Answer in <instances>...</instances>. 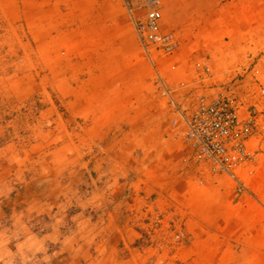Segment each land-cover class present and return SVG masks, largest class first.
<instances>
[{
  "label": "rangeland",
  "instance_id": "rangeland-1",
  "mask_svg": "<svg viewBox=\"0 0 264 264\" xmlns=\"http://www.w3.org/2000/svg\"><path fill=\"white\" fill-rule=\"evenodd\" d=\"M27 2L0 0V264H264V224L244 239L246 231L225 238L221 225L189 221L187 180L205 186L226 175L208 174L182 135L178 173L173 163L144 165L140 150L138 159L107 157L111 138L88 135L74 112L76 65L28 21ZM121 2L124 12L143 8ZM258 78L264 84V73ZM254 139L251 163L226 177L234 199L262 205L264 132Z\"/></svg>",
  "mask_w": 264,
  "mask_h": 264
},
{
  "label": "crops",
  "instance_id": "crops-1",
  "mask_svg": "<svg viewBox=\"0 0 264 264\" xmlns=\"http://www.w3.org/2000/svg\"><path fill=\"white\" fill-rule=\"evenodd\" d=\"M121 1L28 0L24 8L28 21L42 26L36 30L47 32L66 49V62L76 65L75 89L68 91L74 95V112L87 120L88 135L111 138L107 157L138 159L141 151L144 165L154 160V167L163 170L176 163L177 169L169 168L178 173L188 149L176 138L184 129L181 115L199 97L210 101L232 95L242 113L251 106L264 108L258 91L264 86L258 78L264 73V0H159L160 30L177 39L169 55L140 45L134 22L143 20L145 10L128 13L125 8L126 13ZM236 77L229 84L234 90L226 91ZM254 142L248 143L250 151ZM226 176L197 187L187 180L189 221L221 225L225 238L239 231H246L244 239L258 237L264 204L246 194L234 199L236 189ZM256 178L253 191H259ZM205 229V238L212 239Z\"/></svg>",
  "mask_w": 264,
  "mask_h": 264
},
{
  "label": "built area",
  "instance_id": "built-area-1",
  "mask_svg": "<svg viewBox=\"0 0 264 264\" xmlns=\"http://www.w3.org/2000/svg\"><path fill=\"white\" fill-rule=\"evenodd\" d=\"M141 5L144 18L134 22L140 45L145 50L151 47L159 53L172 54L177 39L174 33L160 30L159 0H142ZM203 71L208 69L204 67ZM157 83L162 85L159 79ZM258 91L264 98V87ZM241 108L232 95L220 94L210 101L199 97L189 113L181 115L182 138L192 149L194 161L210 175L233 177L253 159L248 143L264 132V108L251 106L244 113Z\"/></svg>",
  "mask_w": 264,
  "mask_h": 264
}]
</instances>
